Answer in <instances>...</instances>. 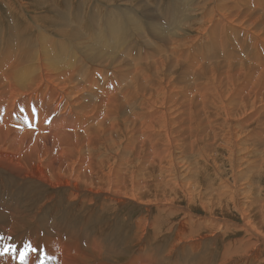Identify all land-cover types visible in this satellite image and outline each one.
Here are the masks:
<instances>
[{
	"label": "bare ground",
	"instance_id": "6f19581e",
	"mask_svg": "<svg viewBox=\"0 0 264 264\" xmlns=\"http://www.w3.org/2000/svg\"><path fill=\"white\" fill-rule=\"evenodd\" d=\"M8 2L0 153L13 155L0 156V264H21L29 243L26 264L45 254V264H264V0H194L198 22L167 1L171 26L181 20L170 74L168 59L130 61L120 44L132 55L142 18L163 41L154 2ZM217 34L220 54L243 38L256 58L189 60L201 94L191 104L183 57Z\"/></svg>",
	"mask_w": 264,
	"mask_h": 264
},
{
	"label": "rangeland",
	"instance_id": "374dc122",
	"mask_svg": "<svg viewBox=\"0 0 264 264\" xmlns=\"http://www.w3.org/2000/svg\"><path fill=\"white\" fill-rule=\"evenodd\" d=\"M139 1H141V2H144L145 0H139ZM154 2V5L152 6V11L155 13V14H159L160 12V14L157 16V18H155L156 20H157V22L161 25V35H162V39H163V41L162 40H159V39H157V38H155V36H153L152 34H150V32L148 31V29H147V25L145 24V30L143 31V33L141 34V33H137L136 34V39H135V37L133 38V40H135L134 41V43L132 42V44H133V46L135 47V51L137 52V54H136V52L134 51V54H133V56L135 57V61H136V59L137 58H139V59H141V60H144V61H146V60H148V61H158L156 64H158L160 61H162V62H164V61H166L167 59H168V61H167V64H169V68H168V70H167V73L168 74H170V72H171V70H172V66H173V62L174 61H178L179 60V56H177V54H176V51H175V45L173 44L174 43V41H171V43L169 44V42H170V40L172 39V38H175V34H174V32H176L178 29H179V23H180V18L179 17H171V19L172 18H174V19H172L173 21H174V23L176 24V26L174 25V26H171V25H173V24H171L170 22H171V20H167V19H170V17H166L167 16V14L165 13V11H167V7H171L172 5H170V4H168V3H166L167 1H169V0H146V2ZM163 2V3H162ZM186 2H187V0H186ZM185 2V0H180V2H179V6H178V8L179 7H182L183 9L185 8V6L187 7V10H186V12L185 13H187L188 15H190L191 17H194L195 18V20L198 22L200 19H199V17L197 16V15H194V14H192V13H190V12H192L197 6H198V4L197 3H195L194 2V0H189V2H187L186 3ZM192 2H193V5H192ZM157 3V4H156ZM160 3V4H159ZM181 3H183V4H181ZM185 3V4H184ZM6 4H9V5H13L11 2L9 3L8 2V0H0V6L5 10V11H7V12H9L8 10H7V8H6ZM188 4V5H187ZM196 7H195V6ZM165 6V7H164ZM195 7V8H192V7ZM106 7V6H105ZM155 7V8H154ZM160 9H159V8ZM107 8H109V9H114L113 7H107ZM164 10H163V9ZM166 8V9H165ZM191 8V9H190ZM154 9H156V10H154ZM160 11H159V10ZM174 9V8H173ZM193 9V10H192ZM164 11V12H163ZM10 13V12H9ZM162 14V15H161ZM262 15H264V12H263V14ZM139 17H141V15L139 14L138 15ZM161 16H163V17H161ZM142 18V17H141ZM163 18V19H162ZM159 19V20H158ZM142 20L143 21H145V19L144 18H142ZM142 20H140V21H142ZM165 20V21H164ZM177 20H178V22H177ZM142 21V22H143ZM170 21V22H169ZM164 22H166V23H164ZM170 24H169V23ZM144 23V22H143ZM145 23H146V21H145ZM164 24H166V25H164ZM177 24H178V26H177ZM196 25V24H195ZM166 26H168V27H166ZM170 26H171V28H170ZM176 27H177V29H176ZM169 28V29H168ZM175 30H174V29ZM172 29H173V35L171 34V32H172ZM192 29H194V26H193V28H191L189 31H193V32H195L194 30H192ZM9 31V30H8ZM162 31H163V33H162ZM169 31V32H168ZM147 34H146V33ZM168 32V33H167ZM9 34H10V32H7L6 31V33H4V36H3V38H4V40L6 39L7 40V36H9ZM168 34V35H167ZM133 35H130V37H132ZM148 36H150V37H148ZM144 37V38H143ZM170 37V38H169ZM141 39V40H138V39ZM145 38H146V40H145ZM153 38H154V40H156V42L154 43V40H153ZM16 39V36H13V38L12 39H8V41H7V45H9L10 43H12L14 40ZM165 39H168L169 41L168 42H165L164 40ZM132 40V41H133ZM138 40V41H137ZM148 40V41H147ZM215 40V41H214ZM217 40H219L220 41V39L218 38V34H217V39H214L213 38V36L211 35L210 36V38L208 39L207 37H206V40L205 41H203L202 42V44L200 45V46H195L196 47V51H194V47L192 46L191 47V50H190V52H189V55L190 56H187V57H183L184 58V60H183V58L181 59V60H183V61H186L185 62V64H184V66H185V68H184V79H185V81H186V83H187V86H188V89H189V93L188 94H186L187 96H186V99L187 100H192V102H191V104H193V102L195 101V102H197V100L200 98L201 99V94H200V92H199V86H198V84L195 82V80H196V78H195V76L192 78V77H189V71H188V69H187V65H188V63H189V60H191L190 61V65H192V64H194L195 62H196V69H198V67H200V65H198V63L200 64V63H204V64H201V66L202 65H204V66H206V67H211V65H207V64H211V60L213 61V59H214V61L216 60V61H218V63L219 64H223L224 62H225V60H226V62H227V65L228 64H230L232 61L231 60H237L238 59V61L239 60H241V61H247L248 59H250V60H248V61H253V59H255L256 57V50L254 51L253 50V46L250 44H248V41L247 40H245V39H239V40H234V39H231L228 43L226 42L225 44H227V46H229L228 47V54L227 55H222V54H220L221 52L218 50V48H216V46H214L212 43H214V42H216ZM234 40V41H233ZM245 42H244V41ZM232 41V42H231ZM246 41H247V43H246ZM207 42V43H206ZM212 42V43H211ZM238 42V43H237ZM241 42H244L247 46H250L249 47V49H248V47H246V45L245 46H243V44L244 43H241ZM144 43V44H143ZM146 43H148V44H146ZM183 43V42H182ZM231 43V44H230ZM121 44V46L124 48V52H125V54H126V56H127V58L131 61V59L133 58V56L132 55H130L131 53H130V51H129V49L127 48V47H125L124 46V44H122V43H120ZM139 44V45H138ZM160 44V45H159ZM163 44V45H162ZM210 44V45H209ZM219 44L221 45V41L219 42ZM233 44V45H232ZM155 45H157V46H155ZM171 45V46H170ZM173 45V46H172ZM181 45V44H180ZM213 45V46H212ZM231 45H232V48H233V52L231 51V49H230V47H231ZM239 45H241L240 47H239ZM149 46V47H148ZM155 46V47H154ZM162 46H163V48H162ZM206 46H208V47H206ZM150 47H151V49H150ZM174 47V48H173ZM204 47V48H203ZM205 47H206V49H205ZM211 47V48H210ZM237 47H238V49H237ZM253 47V48H252ZM146 48V49H145ZM153 48H155V50L153 49ZM171 48V49H170ZM244 48V49H243ZM247 48V49H246ZM159 49V50H158ZM162 49V50H161ZM167 49V50H166ZM203 49V50H202ZM217 49V50H216ZM253 51H252V50ZM6 51H7V48L5 49ZM142 50V51H141ZM154 50V51H153ZM209 50H211V52L209 51ZM234 50H236V51H234ZM247 50V51H246ZM168 51V52H167ZM172 51H175V53L173 52L172 53ZM210 52V53H208V52ZM218 52V53H216V52ZM246 51V52H245ZM262 51V54H261V57H260V59H261V61H264L263 59H264V50H261ZM214 52H215V54H214ZM239 52H241V53H239ZM166 53V54H165ZM237 53V54H236ZM242 53H243V55H244V57H243V55H242ZM245 53V54H244ZM248 53V54H247ZM143 54V55H142ZM150 56H149V55ZM157 54V55H156ZM210 54V55H209ZM216 54H218V56L216 55ZM241 54V55H240ZM250 54V55H249ZM171 55V56H170ZM212 55V56H211ZM239 55V56H238ZM246 55H248V56H246ZM263 55V56H262ZM130 56H132V58L130 57ZM137 56V57H136ZM143 56H145V58L143 59ZM157 56V57H156ZM169 58H168V57ZM175 56H176V58H175ZM214 56V57H213ZM217 56V57H216ZM223 56V57H222ZM225 56H227V58L225 57ZM234 56V57H233ZM252 56V57H251ZM156 57V58H155ZM162 57V58H161ZM178 57V58H177ZM188 57H190V58H188ZM193 57V58H192ZM208 57L210 58V59H208ZM220 58L221 60H222V63H221V60L219 59H216V58ZM229 57H233V59H231V58H229ZM248 57V58H247ZM262 57H263V59H262ZM186 58V59H185ZM206 60H205V59ZM223 58H226L225 60L223 59ZM242 58V59H241ZM253 58V59H252ZM146 59V60H145ZM155 59V60H154ZM171 59V60H170ZM178 59V60H177ZM204 59V60H203ZM208 59V60H207ZM229 59V60H228ZM231 59V60H230ZM247 59V60H246ZM198 60H200V61H198ZM223 60H224V62H223ZM233 60V61H234ZM133 61V60H132ZM193 61V63H191ZM203 61V62H202ZM206 61H207V63H206ZM231 61V62H230ZM151 63V65L153 66V69H154V71L157 73V71H156V69H155V66H156V64H153V62H150ZM166 63V62H165ZM161 64V63H160ZM159 64V65H160ZM232 65H234V64H236V63H231ZM158 65V66H159ZM158 66H157V68H158ZM196 69H195V71H196ZM195 71H194V74L193 75H195ZM139 75V78H138V80L140 81V78H146L144 75H142V74H138ZM194 84V85H193ZM192 85V86H191ZM190 87V88H189ZM191 88H193V89H191ZM120 92H123V88H120ZM199 92V93H198ZM189 95V96H188ZM196 97H197V99H196ZM195 102H194V105H195ZM189 103V102H188ZM189 105H190V103H189ZM197 105H199L198 103H197ZM18 108H17V112L19 113V115L20 116H23L24 117V115L20 112V109H19V104H18V106H17ZM198 110H200V107L198 108ZM207 120V119H206ZM28 124L29 125H35V126H37L38 124L37 123H35V122H30V123H27V124H24V126L25 127H28ZM47 125H49V124H47ZM206 126V125H205ZM29 129H31V128H29ZM205 129H208V125L205 127ZM53 134H55V135H59V133H57V132H52ZM257 154H259V155H263L264 154V152H262V150H260V151H258L257 152ZM10 155H13V154H11V153H9V152H2V153H0V156L2 157V156H10ZM183 208L185 207V205H183L182 206ZM170 212H175L176 214L178 213V210H169L168 211V213H170ZM199 213H202V212H199ZM235 222H239L238 220H235ZM206 225H208V226H211V227H219L220 226V223L219 222H215V221H211V220H207V222H206ZM231 229H233L234 228V226H231L230 227Z\"/></svg>",
	"mask_w": 264,
	"mask_h": 264
},
{
	"label": "snow or ice",
	"instance_id": "6c2138e0",
	"mask_svg": "<svg viewBox=\"0 0 264 264\" xmlns=\"http://www.w3.org/2000/svg\"><path fill=\"white\" fill-rule=\"evenodd\" d=\"M14 251V249H5V252H12ZM37 249L35 247L32 246L31 243L26 244L24 246L23 252H21L20 254V260H21V264H26V261L28 259V255L29 253H36ZM4 253H0V255H3ZM48 259L47 254L44 255V257L40 260V264H45V261Z\"/></svg>",
	"mask_w": 264,
	"mask_h": 264
}]
</instances>
